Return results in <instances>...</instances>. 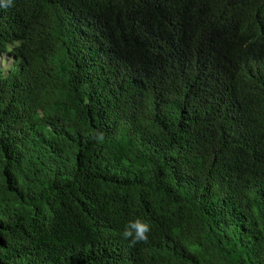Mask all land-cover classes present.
Returning <instances> with one entry per match:
<instances>
[{"label": "trees", "instance_id": "obj_1", "mask_svg": "<svg viewBox=\"0 0 264 264\" xmlns=\"http://www.w3.org/2000/svg\"><path fill=\"white\" fill-rule=\"evenodd\" d=\"M5 2L0 264H264V0Z\"/></svg>", "mask_w": 264, "mask_h": 264}, {"label": "clouds", "instance_id": "obj_2", "mask_svg": "<svg viewBox=\"0 0 264 264\" xmlns=\"http://www.w3.org/2000/svg\"><path fill=\"white\" fill-rule=\"evenodd\" d=\"M11 3V0H6L5 5ZM90 139L95 140L97 143H103L105 135L103 132L94 131L89 134ZM151 232V224L148 220L136 216L130 219L124 225L121 236L123 239L128 240L130 246H136L139 243H147L149 240V234Z\"/></svg>", "mask_w": 264, "mask_h": 264}, {"label": "rangeland", "instance_id": "obj_3", "mask_svg": "<svg viewBox=\"0 0 264 264\" xmlns=\"http://www.w3.org/2000/svg\"><path fill=\"white\" fill-rule=\"evenodd\" d=\"M14 63V57L10 56L7 53L0 54V69L4 72L8 71L11 68V65Z\"/></svg>", "mask_w": 264, "mask_h": 264}]
</instances>
